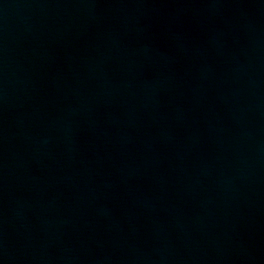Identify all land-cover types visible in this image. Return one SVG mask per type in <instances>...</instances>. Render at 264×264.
<instances>
[{"label": "water", "instance_id": "95a60500", "mask_svg": "<svg viewBox=\"0 0 264 264\" xmlns=\"http://www.w3.org/2000/svg\"><path fill=\"white\" fill-rule=\"evenodd\" d=\"M0 264H264V0H0Z\"/></svg>", "mask_w": 264, "mask_h": 264}]
</instances>
